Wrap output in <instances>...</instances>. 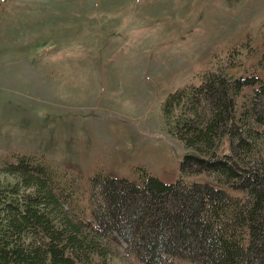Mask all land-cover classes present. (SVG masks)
Wrapping results in <instances>:
<instances>
[{"label":"rangeland","instance_id":"obj_1","mask_svg":"<svg viewBox=\"0 0 264 264\" xmlns=\"http://www.w3.org/2000/svg\"><path fill=\"white\" fill-rule=\"evenodd\" d=\"M263 36L264 0L0 1V169L44 161L82 198L78 213L98 174L176 182L186 149L163 101L218 67L264 81ZM185 180L243 196L205 174ZM114 249L113 264H142L124 242Z\"/></svg>","mask_w":264,"mask_h":264},{"label":"trees","instance_id":"obj_2","mask_svg":"<svg viewBox=\"0 0 264 264\" xmlns=\"http://www.w3.org/2000/svg\"><path fill=\"white\" fill-rule=\"evenodd\" d=\"M161 109L186 149L174 183L98 174L78 213L71 202L82 198L65 192L47 163L22 155L5 164L0 264H113L120 242L142 264H264V81L218 67L170 93ZM199 174L243 196L185 180Z\"/></svg>","mask_w":264,"mask_h":264},{"label":"bare ground","instance_id":"obj_3","mask_svg":"<svg viewBox=\"0 0 264 264\" xmlns=\"http://www.w3.org/2000/svg\"><path fill=\"white\" fill-rule=\"evenodd\" d=\"M264 77V76H263ZM185 86V85H184Z\"/></svg>","mask_w":264,"mask_h":264}]
</instances>
